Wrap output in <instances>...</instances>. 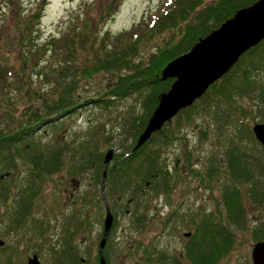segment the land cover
<instances>
[{
	"label": "rangeland",
	"instance_id": "obj_1",
	"mask_svg": "<svg viewBox=\"0 0 264 264\" xmlns=\"http://www.w3.org/2000/svg\"><path fill=\"white\" fill-rule=\"evenodd\" d=\"M162 2L0 0V137L23 127L28 120L26 116L33 108L37 110L38 94L56 96L58 89L54 90L52 85L55 78L61 75L62 67V74L68 76L64 79H71V75L76 73L74 67H81L77 72L80 76L82 68L96 64L95 49L103 52L99 44L106 31L117 34L130 29L143 17L157 13ZM21 30L25 33H20ZM73 32L76 38L71 54L57 53L54 47L49 49L51 44L48 43ZM83 32L89 36L86 37ZM84 36L86 41H83ZM172 36L173 33L169 31L157 34L144 51L145 59ZM28 47L36 48V57L22 77L24 52L28 51ZM250 57H244L242 63L233 68V74ZM36 64L39 66H34ZM112 81L109 74H94L92 79L83 81L78 88L76 101L79 107L71 114L57 121L34 125L35 133L29 137L28 131L17 146H12L10 141L0 145V237L6 243L0 247V264H28V259L34 254L39 256L41 264H56L64 257V250L68 247L66 241L71 232L76 234L75 249L79 257L76 264L99 262L98 249L106 218V207L102 201L95 212L98 208L97 198L102 194L100 183L94 182L92 175L99 165L83 172L80 169L95 160L96 154L101 151L106 153L113 148L125 153L133 146L134 122L145 114L143 100L147 94V91H142L112 98L109 91ZM256 82L260 90L235 96L238 101L235 108L213 90L166 125L167 134L171 135V130L175 129L177 135L162 150V162L172 173L170 193L177 202L183 201L182 215L180 218H167L169 205L166 204L169 200L162 192L147 193L148 196L140 202L141 207L136 210V216L129 215L126 210L135 208L127 206L129 198L134 197V190L128 195L123 190L119 195L114 193L113 196L121 197L114 200L120 202L118 207L121 206L120 210L117 209L116 225L105 249L108 264H167L169 258H177L181 253L186 255L184 262L187 263L191 260L188 252L185 253L187 243L194 239L203 243L199 224L205 218L214 219L211 214L216 212L218 200L223 198L222 190L229 184H237L245 191L241 197L248 213V224L245 228L233 227V232L241 239L239 245L235 246L233 253L220 256L214 264H252L250 245L257 238L252 229L258 227L253 215L259 214V221L264 224V204H256L249 194L251 187L256 186L254 182L242 180L235 183L226 172L229 142L237 143L240 151L264 156V153L259 154L254 150L255 141L247 134V129L253 127L254 123L264 122V102L255 96L264 87V69L256 75ZM222 86L223 81H220L218 87ZM100 98L103 100L92 102V99ZM217 104L230 114L229 117H223V112L218 115ZM158 139L159 135L149 144V148H153ZM47 143L58 149L68 144L69 148L63 155L65 168L43 180L42 191L37 196V183H42V179L33 176L29 158L37 154V144L43 147ZM89 143L96 153L82 159ZM118 158L123 157H114L111 168L117 164ZM177 158L181 159L178 165L175 163ZM261 163L264 164V159ZM256 169L262 171L259 164ZM6 173L9 175L1 178ZM263 174L256 177L259 188L264 186ZM2 186L8 188L6 195H1ZM105 191L108 192L107 188ZM34 196L26 217L20 221L23 204L30 203L28 197ZM91 198L96 200V208L84 202L89 200L91 203ZM195 212L199 213L196 223L193 221ZM87 214L88 222L85 228H80ZM190 231L193 232L192 238L184 235ZM238 243L235 242V245ZM202 248L210 251L212 245L205 243ZM169 261L172 264L173 261Z\"/></svg>",
	"mask_w": 264,
	"mask_h": 264
},
{
	"label": "trees",
	"instance_id": "obj_2",
	"mask_svg": "<svg viewBox=\"0 0 264 264\" xmlns=\"http://www.w3.org/2000/svg\"><path fill=\"white\" fill-rule=\"evenodd\" d=\"M256 1L257 0H163L157 13L150 14L148 18L143 17L139 23L135 24V26L130 29L117 34L106 31L99 47L103 52L106 51L107 53L95 49L96 64L82 68L80 76L77 75V72L81 67H74L76 73L71 75L69 81L64 79V77L67 78L68 76L62 74L64 71V67H62L59 72L61 75L55 78L54 84L52 85L54 90L58 89L56 96L38 94L37 110L33 108L27 116L25 114L28 120L23 123V127L20 130L1 135L0 145L6 141H10L12 146H17L28 131H30L29 137L35 133L34 125H39L43 122L48 123L50 121H57V119L71 114L79 107V103H77L76 99L78 88L81 86V83L83 81L88 82L96 73H103L109 74L113 78L112 87L109 89L112 98H121V96L126 97L131 93L147 91L143 100L145 114L141 119L136 118L134 122V143L133 146L125 152L130 153L137 143L140 133L147 125L150 116L158 106L161 93L168 91L174 81V79L171 78L167 80L161 79L162 70L166 65L175 58L188 52L201 38L207 36L211 31L220 27L226 20L232 18L238 10L248 7ZM117 3L118 2H116V4ZM37 16L39 17V15ZM28 28L30 29L29 25ZM164 31L173 33L172 38L165 41L164 44H159L157 51L151 53L149 57L145 59L144 51L146 47L149 46V42L152 41L157 34H161ZM20 33L25 32L21 30ZM84 35L86 37L89 36L86 32ZM85 36L83 37L85 38L83 41L87 40ZM75 38V32L68 33L62 36L58 41L55 40L53 43H48L51 44L49 49L51 48L52 50L54 47L57 53L66 52L71 54ZM34 49L36 48L32 47V49H30V47H28V51L24 52L25 63L20 74L22 77H24L26 70L36 57ZM247 56L252 57L246 60V63H244L245 65L241 66L237 73L233 74V68L236 67V65H240L244 57ZM236 65L220 80L223 81V86L221 88L218 87L220 81H217L209 88L204 96L206 97L211 91L216 90V95L223 97L224 102L231 103L232 107L235 108L238 103L235 96L239 94L247 95L251 92L260 90V86L256 82V75L264 69V40L247 51ZM34 66L38 67L39 65L36 64ZM255 96H258L261 101L264 102V87L261 88V93ZM100 100H103V98L98 100L92 99V102ZM194 105L195 103L192 106ZM191 107L183 109L179 113H185ZM217 107L218 109L216 112L218 115H221V112H223V117H229L230 114L220 107L219 104H217L215 108ZM205 109L208 110V107L206 106ZM54 115L58 117H53ZM170 122L166 123L162 130L154 133L151 139L137 151L128 156H124L122 159L118 158L117 167L111 168L110 165L106 167L104 162L105 152L101 151L96 154L97 157L95 160L92 162L89 161L88 165L82 167L80 170L82 172L87 168L90 170L98 164L99 169L96 173L93 172L92 177L94 182L100 183L101 185L103 173L107 168V179L105 184V190L107 188L108 191H105L107 201H109V199L111 201L115 199L119 200L115 195H119L121 190L126 192L127 195L132 193L134 189L135 191H141L148 181L151 182V186H155L154 188L159 191L158 193L162 190L171 189L173 186L171 182L172 173L169 167L164 166L162 162V150L168 146L173 139H176L177 135L175 129L171 130V135L166 133V125ZM247 130V134L253 139H256L252 127ZM163 132H165L166 135H162ZM158 135L159 139L155 146L149 148V144L154 141ZM206 135L207 134H205L204 137H206ZM106 142L108 141L106 140ZM228 147L230 148L227 151L228 170L231 171L235 183L240 181V177L243 179L245 175L248 176L247 180L254 181L256 176L254 173L255 165L257 168L259 164L264 172V164L261 163L263 160L254 158V153L252 154V152L250 153L244 150L240 151L237 143L234 144L233 142H229ZM68 148V144L60 149L53 145L50 146L49 143L45 144L43 147H39L37 144V154L29 158L32 164L30 169L33 176L37 179H42V183H37V196L42 191L43 180L52 177L65 168L63 155ZM95 153V148L93 150L89 143L81 158L85 159L87 155ZM116 156L121 157L120 154H115L114 157L116 158ZM211 170L213 171V169ZM212 171L210 173H212ZM134 175H136L137 178H135ZM233 187L234 188H227L228 190L223 194V199L227 202L239 204L242 202L241 194L243 193L237 185ZM7 193L8 188L2 186L1 195H6ZM114 193L115 195L113 196ZM34 198L35 196L28 197L30 203L23 204L22 215L19 217L20 221H23L26 217V212L31 206ZM102 198V195L100 197L98 196L97 203L101 202L103 200ZM131 198L132 197H130L129 200ZM95 201H93L92 198L91 203L89 200H84L87 205L93 204L94 208H96L95 206L97 204ZM97 206L98 208L95 209V212L99 209V204ZM88 215L89 214H87L85 220L83 219V225L81 221L80 228H85L89 218ZM222 232L230 233L224 224L217 223L214 219L205 218L201 221L199 224V235H201L204 241H202L203 243L201 242L202 244L199 243V261L196 262L197 264H214L219 260L220 256L215 254L216 248H214L215 245H213L214 240H209L208 236L218 235ZM74 235L76 234L72 232L69 234L68 241H66L68 247L64 250V257L60 258L56 264L77 263L79 257L77 249H75ZM102 238L103 237H101V239ZM205 243H210L212 245L210 251H207L206 248H202ZM187 250L189 251L188 248ZM103 253H106L105 249ZM188 255L192 261H195L193 248L188 252ZM99 256L98 249V260Z\"/></svg>",
	"mask_w": 264,
	"mask_h": 264
},
{
	"label": "water",
	"instance_id": "obj_3",
	"mask_svg": "<svg viewBox=\"0 0 264 264\" xmlns=\"http://www.w3.org/2000/svg\"><path fill=\"white\" fill-rule=\"evenodd\" d=\"M264 40V0H257L254 4L238 10L234 16L220 27L201 38L183 55L170 61L162 70L161 79H174L168 91L161 93L159 104L150 116L144 130L132 151H137L154 133L160 131L167 122L183 109L191 107L202 98L211 85L227 74L239 59L251 48ZM256 138L264 146V122L253 126ZM119 152L108 149L105 153V164L109 166L114 155ZM129 155V154H126ZM177 159L176 164L178 165ZM9 175L2 174L1 178ZM107 168L103 173L102 196L106 205L104 220V235L99 243L100 260L98 264H107L104 249L114 223V215L105 197V183ZM191 235L186 232L185 236ZM5 241L0 237V246ZM253 264H264V240L258 242L252 252ZM28 264H41L37 254L28 259Z\"/></svg>",
	"mask_w": 264,
	"mask_h": 264
},
{
	"label": "flooded vegetation",
	"instance_id": "obj_4",
	"mask_svg": "<svg viewBox=\"0 0 264 264\" xmlns=\"http://www.w3.org/2000/svg\"><path fill=\"white\" fill-rule=\"evenodd\" d=\"M254 141H255V144H253L254 150L258 151L259 154H263L264 153V146L262 145V143L257 138L254 139ZM117 154H119V153H117ZM120 156L124 157L123 154H120ZM254 158L263 160L264 156L260 157L257 154H254ZM178 160H179V162L181 161L180 158H178ZM115 163H117V162H115ZM117 165H118V163L116 165H113L114 166L113 168L117 167ZM228 169H229V167L227 165V170ZM226 173L229 174L228 175L229 177L232 176L231 177L232 181L235 182L233 175L231 174V171L228 170ZM254 173L256 175L254 181L247 180V177H248L247 175H245V177L243 179H242V177H240L239 180L240 181L244 180L245 182L251 181V182L255 183L256 186L251 187L249 194L256 201L255 202L256 204H262L263 205L264 204V186L261 188H259L257 186V183L259 181L256 179V177L260 174H263L264 172L263 171L258 172V170L255 167ZM232 181H231V183H232ZM101 184H102V181H101ZM225 184H228V182ZM235 185H237V184H235ZM207 186L210 187L209 185H207ZM233 186H230V184L225 186L222 190V195L224 194V192L226 190H228L227 188H234ZM154 187L151 186V182L148 181L146 183V186L141 191H138V190L135 191V189H134L135 195H134V197H132L128 201L127 206H132L135 208L134 209H127L126 210L127 214H129V215L133 214L136 216V210H138L141 207L140 202L143 200V198L145 199L148 196L147 193H158L159 192ZM238 188H240V187H238ZM160 189H162V188H160ZM155 191H157V192H155ZM170 191H171V189H166L165 191L164 190L161 191L163 194H165V198L167 199V201L169 200V202L166 204L167 206L169 205V210L166 213L167 218H169V219L170 218H180V216L182 215L181 211H182V206H183L182 202L183 201L177 202L175 200V197L173 198V194H171ZM240 191L242 193H245V191H243L241 188H240ZM223 198H224V196H223ZM223 198L221 197V199L218 200L216 212L211 214V215L213 216L215 222L224 224V226H226L228 232H230V233L222 232V233H219L218 235L208 236L209 240H212V241L214 240L213 245H215V247H214V248H216L215 254L217 256L226 255L229 253H233L235 251V246L239 245L238 241H240L241 239L239 238V236H237L236 233L233 232V227L245 228L248 224V213L246 212V209H245L243 203L241 202L238 204V203L227 202V201H224ZM120 199H121V197H119V200ZM102 202H103L104 206L106 207L104 199L102 200ZM108 203H109L110 209L114 215V223H113V227L111 229V232H112V230L115 228L117 216H118V214H116V213H118L116 210L117 209L120 210L121 205L118 207V203H120V202H117L114 200L111 201L110 199H109ZM177 203H178V205H177ZM121 209H122V207H121ZM253 217H254V223L257 224L258 227H255L252 229L253 235L255 236V238L256 237L257 238H256L255 242L251 243V245H250L251 258H252V252H253L255 245L258 242L264 240V224H261V220L259 221L260 215L254 213ZM193 221L195 223H196V221H199V213L198 212L194 213ZM111 232H110V235H111ZM103 235H104V229H103ZM103 235H102V237H103ZM110 235H109V238L107 241L106 248L110 242ZM184 235H185V233H184ZM192 236H193V232H191V235L186 236V237L192 238ZM235 242H237L238 244L235 245ZM5 245H6V243H5ZM4 246H1V247H4ZM187 248L189 249V251L193 248L194 255H195V261L189 260V261H187V263H185L184 259H185L186 255L184 253H181L180 256H178L177 258H173V259L169 258V260L173 261V262L171 261L172 264H197L196 262H198V260H199V239H194L193 241H189V243H187V245H186V252L185 253L189 252L187 250ZM104 256L106 257L107 264H108V258L109 257L107 254L106 255L104 254ZM169 260H168L167 264H169V262H170ZM82 261H84V258H82ZM252 263H253V259H252Z\"/></svg>",
	"mask_w": 264,
	"mask_h": 264
}]
</instances>
